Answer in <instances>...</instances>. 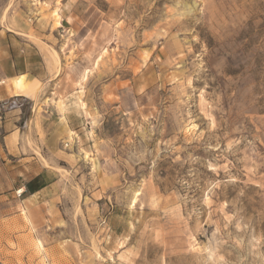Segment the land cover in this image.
I'll return each instance as SVG.
<instances>
[{
	"label": "rangeland",
	"instance_id": "rangeland-1",
	"mask_svg": "<svg viewBox=\"0 0 264 264\" xmlns=\"http://www.w3.org/2000/svg\"><path fill=\"white\" fill-rule=\"evenodd\" d=\"M0 49L53 178L0 264H264V0H0Z\"/></svg>",
	"mask_w": 264,
	"mask_h": 264
},
{
	"label": "crops",
	"instance_id": "crops-1",
	"mask_svg": "<svg viewBox=\"0 0 264 264\" xmlns=\"http://www.w3.org/2000/svg\"><path fill=\"white\" fill-rule=\"evenodd\" d=\"M24 74L25 72L18 69V64L13 62L6 51L0 49V100L14 95H25L31 99L30 95L33 93V88L28 86V82L33 81L36 77L32 75L31 78L23 79ZM53 93L54 91L48 96L49 100L53 98ZM33 109L32 111L20 112L13 110L7 112L2 122L0 135V199L6 201H10L9 198H14L12 189L18 190V192H22L27 196L37 197L45 187L53 182V178L49 176L50 170L48 167L44 166L39 169L37 156H22L24 151L31 153L28 148L29 139L36 146L38 145L40 133L46 131L43 130L44 117L48 118L51 114V111L46 108L44 117L41 116L38 119L36 114L32 115ZM24 120H27V127L22 130L20 126ZM36 121L40 122V125ZM61 130L65 133L64 127ZM46 143L48 145L50 140L46 139ZM31 170H34L32 174H28L27 178L23 177L24 172L28 173ZM15 194H17L16 191Z\"/></svg>",
	"mask_w": 264,
	"mask_h": 264
},
{
	"label": "built area",
	"instance_id": "built-area-1",
	"mask_svg": "<svg viewBox=\"0 0 264 264\" xmlns=\"http://www.w3.org/2000/svg\"><path fill=\"white\" fill-rule=\"evenodd\" d=\"M33 102L30 98L25 95H14L10 96L4 100H0V135H1V127L2 122L5 118V114L7 112L18 110L20 112L23 111H32ZM27 127V120H24L20 126L21 129ZM67 145V143H65Z\"/></svg>",
	"mask_w": 264,
	"mask_h": 264
},
{
	"label": "bare ground",
	"instance_id": "bare-ground-1",
	"mask_svg": "<svg viewBox=\"0 0 264 264\" xmlns=\"http://www.w3.org/2000/svg\"><path fill=\"white\" fill-rule=\"evenodd\" d=\"M20 191V190H19Z\"/></svg>",
	"mask_w": 264,
	"mask_h": 264
}]
</instances>
